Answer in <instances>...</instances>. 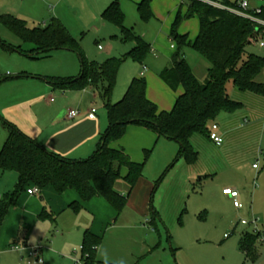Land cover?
<instances>
[{
	"label": "rangeland",
	"instance_id": "obj_1",
	"mask_svg": "<svg viewBox=\"0 0 264 264\" xmlns=\"http://www.w3.org/2000/svg\"><path fill=\"white\" fill-rule=\"evenodd\" d=\"M109 1L5 0V10L11 13L1 11L3 13L0 14L22 20L30 28H44L45 24L49 26L52 20H57L80 43L89 62L101 65L109 59L119 60L121 64L111 96L112 104L124 98L134 78H139L146 66L148 72L144 79L147 82L148 100L160 112H171L184 90L182 87L177 92L170 90L160 77L161 71L170 66L171 57L179 47L170 33L178 13L182 12L183 19L178 26V33L188 35L194 42L200 29L199 16L196 14L193 18H186L187 5L178 10L180 0H152V16L144 20L137 6L141 0H122L125 28L151 45L145 59L138 62L128 56L135 46L134 41L127 40L120 27L102 17L104 6ZM252 6L261 8L264 2H252ZM0 39L13 47H22L24 51L33 49L32 45L25 44L1 22ZM261 42H264V34L247 46V52L264 58ZM172 45L176 47V51L170 49ZM152 49L157 51V56L153 55ZM182 54L186 55V62L197 80L203 83L211 64L191 47L185 48ZM8 64L15 70L25 65L30 72L60 79L77 78L81 73V60L76 53L71 52H57L48 59L33 62L0 48V69L3 70ZM257 82L264 83V70ZM26 83L34 85L38 82ZM5 86L0 89V117L9 122L2 110L8 108L11 94L22 86L12 82ZM85 91L69 92L70 97H74L70 103L80 105L81 109H95L97 117L108 121L106 101L91 87ZM231 91V96L235 99L251 102L250 95H241L232 88ZM93 93L97 95L96 99ZM61 95V92H56L53 98H60ZM47 96H42L44 105H47ZM77 97L82 101H78ZM58 103L64 104L65 101L59 99ZM22 110L27 115L25 109ZM14 113L21 115V112L7 109V114L16 115ZM227 115L230 114H222L217 123L221 124L222 130H234L232 136L227 137L222 147L213 146L205 138H195L193 144L199 156L192 164L179 158L178 143L158 138L152 130L137 127L151 134L153 142L151 147L140 150V164L145 165L143 177L154 183L152 206L156 214L155 222L150 214L148 217L141 216L131 207L116 215L107 206V201L101 198L114 217H110L102 228L104 240L99 248L98 261L105 262L107 256L109 262L115 264H264V244H259L260 255L256 261L247 260L239 250V243L245 232H259L264 241V103L262 102V106L247 103L243 111L231 115L234 117L232 123L228 122ZM8 135V130L0 124V139L6 140ZM127 138L126 134L124 139ZM138 142L136 138L129 140L132 146ZM114 144L117 145L118 142ZM144 148L151 151L146 162ZM123 173H126V169H122ZM225 188H233L239 192V202L243 209H236L233 200L224 197ZM45 189L52 191L53 197L50 200L62 204L65 202L64 196L52 187ZM115 190L124 196L129 193V187L123 180L116 183ZM86 205L79 218L70 210L63 211L61 225H64V231L56 226L48 237L43 236L40 242L32 245L41 246L44 264H77L82 245L79 237H82L85 228L79 231L81 226L75 225L74 220L83 222L84 217H88L85 209H93L86 208ZM102 208L99 206L95 210L98 214L103 213L106 219L109 211L106 213ZM146 219L152 223H146ZM243 221L249 225H243ZM10 262L9 260L7 264H12ZM22 263L27 264L24 259Z\"/></svg>",
	"mask_w": 264,
	"mask_h": 264
},
{
	"label": "trees",
	"instance_id": "obj_2",
	"mask_svg": "<svg viewBox=\"0 0 264 264\" xmlns=\"http://www.w3.org/2000/svg\"><path fill=\"white\" fill-rule=\"evenodd\" d=\"M187 1L188 12L185 17L193 18L197 14L200 18V31L193 43L189 42L187 35H180L178 26L183 15L182 12L178 13L170 37L179 47L170 66L160 73V77L170 90L177 92L182 87L184 92L169 113L160 112L148 100L147 82L142 77L135 78L124 98L112 104L111 96L121 62L116 59H109L101 65L89 62L80 43L59 21L52 20L51 24L44 28H30L26 22L11 15H0L3 25L18 35L25 44L33 47L24 51L22 47H13L0 39L2 50L18 52L31 60H41L60 50L76 53L81 60L79 77L47 80L61 90L83 91L90 87L95 89L106 101L109 120V126L103 133L96 151L85 160H71L52 153L14 125L5 122L4 126L7 127L9 135L0 153V170L16 172L19 182L12 195L0 203V227L17 198L30 187L38 188L39 191L52 187L61 195L68 190H74L80 198V202L70 205L75 212L82 210L83 203L94 198H103L120 215L127 206L130 194L143 177L145 166L144 163L134 162L124 149L112 147L115 142L126 136L130 126L149 129L154 131L158 138L175 141L180 146L179 158H184L192 164L199 156L193 140L202 137L211 142L212 125L217 123L222 114L234 115L241 112L247 103L262 106L264 83L257 82V79L264 70V58L248 53L246 48L264 34V27L226 9L199 0ZM210 1L226 8H236L238 5V1ZM151 2L152 0H143L138 5L144 20L152 16ZM253 15L264 20V7L261 14ZM102 17L120 27L127 40L134 41L135 46L128 56L138 62L143 61L151 47L125 28V16L120 0H115ZM190 47L211 64L203 83L197 80L186 62L185 54H182L185 48ZM2 82L3 80H0V84ZM231 88L241 95H250L251 102L235 99L231 96ZM144 154L146 162L151 151L145 150ZM122 169L127 171L125 177L122 176ZM119 180H123L129 187L128 195H121L115 190ZM44 217L51 216L44 210L40 218ZM261 239L262 234L259 232L242 234L239 250L247 260H258L259 244L263 245ZM102 241V237L89 231L85 233L80 253L84 264H105L97 259V250Z\"/></svg>",
	"mask_w": 264,
	"mask_h": 264
},
{
	"label": "crops",
	"instance_id": "obj_3",
	"mask_svg": "<svg viewBox=\"0 0 264 264\" xmlns=\"http://www.w3.org/2000/svg\"><path fill=\"white\" fill-rule=\"evenodd\" d=\"M114 1L115 0H110L104 6L103 13ZM121 1L122 0H120V5ZM141 1L137 3V6L141 3ZM180 1L181 6L178 8V10L181 7L185 6V4L187 5L186 7H188L187 0ZM0 9V12L3 11L6 13H11L10 11L5 10V0H0ZM178 10L176 11V13L178 12ZM45 26H47V24H45L44 27ZM188 39L190 43H193L189 36ZM156 45L157 41L155 42V46ZM173 46L174 45H172L170 49L172 51H176V47L172 48ZM57 52L71 51H54L42 60L50 58L54 53ZM13 53L26 60L38 62V60H31L18 52ZM152 53L154 56H157V51L155 49H152ZM172 58L173 57H171L170 62H172ZM185 58H187L186 55ZM6 66L5 68H3L4 71L0 69V80H3V82L0 84V89L4 88L3 86H5L8 82H12V84L15 85L20 84L22 86L18 87L19 89L17 92L11 94L10 98L8 99L9 104L7 105L10 111L16 110V112H21V115H18L16 113H14L16 115H9L7 114L8 108H4L2 110V113L5 119L9 121L7 123L17 127L22 133L37 142L39 145L45 147L50 152L60 155L64 158L71 160H85L91 157L96 151L103 133L109 126V120L104 121V118L97 117V111L95 109H81L79 107L80 105L76 104L75 106L74 103H70L72 101L71 98H74L70 97L69 95V92H71L72 90H61L47 80V78L57 77L40 76L41 74L37 72H30L28 67L25 65H22L19 70H15L10 64ZM147 72L148 68L144 66L139 78H144ZM8 73H10L9 76L7 75ZM21 75L26 76L20 77ZM26 82H38L36 83L38 85H30V83ZM56 92H61L63 95H61L60 98L57 96L56 98H53ZM81 92L84 93L86 91L83 90ZM48 94L49 96H47ZM44 95L47 96V105H44V103L42 102V96ZM93 97L94 99H96L97 95L93 93ZM77 98H79L78 101H80V97ZM59 99H64L65 103H58ZM78 101L77 103H79ZM22 109H25L27 115L23 113ZM73 110L78 111L79 115L74 119H70L68 117V114ZM93 110H95L96 112L94 116H91ZM227 117L228 122L232 123V119H234V117L231 115H227ZM5 122L6 121H4V119L0 117V124H2V128L7 129V127L4 126ZM219 125V133L221 136H223L225 143L227 137H231L234 130L230 128L222 130L221 124ZM127 131L128 138L124 139L126 137L125 136L123 138L124 140L122 139L121 141H119L117 145L113 144L112 147L114 149H124L133 161L140 163L142 158L140 150L143 147L152 146L153 142L151 140V134L147 133L145 129H140L137 127L134 128V126H130ZM135 138L138 139L139 142L137 144H134L135 146H132V144H129V140H133ZM6 140L5 138L0 139V153ZM210 144L215 146L212 142H210ZM145 150L146 149L144 148L143 152ZM126 174L127 171L126 173L122 174L123 177H125ZM18 182L19 176L16 172H3L0 170V203L5 200L6 197L12 195V193L16 189ZM153 189L154 183L150 179L142 177L130 194L126 208L131 207L135 213L144 217H148V215L150 214V216L153 218V221L155 222L156 214H154V209L152 206ZM72 191L74 190H68L62 194V196H64L65 198V202L63 201V204L56 203L53 200H50L53 196L52 191L48 189L39 191L37 195H30L28 193V189L22 192V194L17 198L16 202L9 209L4 222L0 227V264H7L9 260L12 264H16L18 262V264H20L23 259L26 260L28 257V250L26 249L25 251H21L20 248L14 249V247L31 248L32 245H35L40 239H42L43 236L48 237L52 233V230L56 229V226L59 228V230L64 231L62 230L64 225H61V218L63 216L62 212L65 210H70L77 215L76 218H79L78 216H81V213L85 208V204H87L86 208L88 207L93 210L85 209L88 217H84L83 222L79 221V219L74 220L75 225L81 226V228H79V231H81L82 228H85L82 237H79V241H81V244H83L84 235L87 231L96 236L104 238V236L101 235L102 228L105 226V224L108 223L110 217H114V214H111V211L108 209V207L104 205L105 203H102L103 198H94L89 202L83 203L81 211H73L70 208V205L74 202H80V198L77 192L76 194L78 195V197L77 195L75 196ZM224 197L227 198L228 196L224 195ZM95 206L96 208L99 206L103 207L102 211H105L106 213L107 211H109V215L107 214L106 219H104L103 213H97V210H95ZM107 206L110 205L108 204ZM44 210L47 211V213H49L51 217L40 218ZM114 212L117 215L115 210ZM99 248L97 250V256ZM41 255H43L42 250Z\"/></svg>",
	"mask_w": 264,
	"mask_h": 264
},
{
	"label": "built area",
	"instance_id": "obj_4",
	"mask_svg": "<svg viewBox=\"0 0 264 264\" xmlns=\"http://www.w3.org/2000/svg\"><path fill=\"white\" fill-rule=\"evenodd\" d=\"M199 1L207 3V4L212 5L214 7L226 9V10H228L234 14L248 18V19L252 20L253 22L264 27V20H261V19L255 17V15H253V14H261L263 7L255 8V7H252V5H251L252 2H264V0H239L236 8H226V7H224L218 3L212 2L210 0H199ZM250 12H252L253 14H251ZM260 47H264V42L260 43ZM172 48H175V46H173ZM7 75L9 76L10 73H8ZM52 101H53V99H52ZM95 112L96 111L93 110L91 113V116H94ZM78 115H79V112L73 110V111L69 112L68 117L70 119H74ZM219 130H220V125L218 123H214L212 125V128H211L210 139H211V142L217 147H221L224 144V138H223V136L220 135ZM28 193L30 195H37L39 193V189L38 188H31L28 190ZM223 194L228 196L229 198H231V200H233V205L236 209H238V210L243 209V205L239 202V192L236 189L225 188L223 190ZM146 223L149 224V223H151V221H149V219H146ZM242 224L243 225H249V223L246 221H243ZM253 233H258V232H253ZM261 241L264 244L263 237H262ZM19 248L21 251H25L26 249L28 250V257L25 260V262L27 264H44V259L41 255L42 248L40 245H38L36 247H32V248L14 247V249H19ZM76 263L77 264H84V261L80 258ZM20 264H23V263L21 262Z\"/></svg>",
	"mask_w": 264,
	"mask_h": 264
},
{
	"label": "clouds",
	"instance_id": "obj_5",
	"mask_svg": "<svg viewBox=\"0 0 264 264\" xmlns=\"http://www.w3.org/2000/svg\"><path fill=\"white\" fill-rule=\"evenodd\" d=\"M105 264H109V260H108L107 256H105Z\"/></svg>",
	"mask_w": 264,
	"mask_h": 264
}]
</instances>
